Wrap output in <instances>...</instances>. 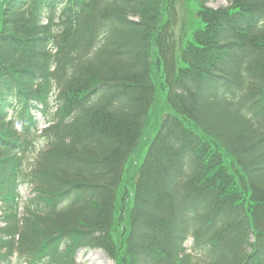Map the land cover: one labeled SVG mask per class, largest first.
<instances>
[{"label": "trees", "instance_id": "1", "mask_svg": "<svg viewBox=\"0 0 264 264\" xmlns=\"http://www.w3.org/2000/svg\"><path fill=\"white\" fill-rule=\"evenodd\" d=\"M174 4L0 0V264H264V0Z\"/></svg>", "mask_w": 264, "mask_h": 264}, {"label": "rangeland", "instance_id": "2", "mask_svg": "<svg viewBox=\"0 0 264 264\" xmlns=\"http://www.w3.org/2000/svg\"><path fill=\"white\" fill-rule=\"evenodd\" d=\"M206 5L211 7H218L222 5H227L229 0H205ZM196 5L197 0H175L174 4V15L172 18V32L174 31L175 37L177 38L178 47L179 36L183 31H189L191 27L194 26L196 22ZM177 47V48H178ZM163 94L161 95V97ZM32 114L35 115L36 119L41 126L43 124V119L37 111H32ZM154 128L153 121L151 122L148 133L151 135ZM142 158H138V163L141 162ZM21 193L23 196H26L28 193V189L23 187L21 189ZM189 239L186 242V245L189 244ZM77 259L80 264H114V262L108 258L102 251L98 249H79L77 254Z\"/></svg>", "mask_w": 264, "mask_h": 264}]
</instances>
